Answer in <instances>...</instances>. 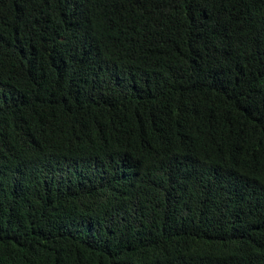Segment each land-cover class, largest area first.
Returning <instances> with one entry per match:
<instances>
[{
	"label": "trees",
	"instance_id": "obj_1",
	"mask_svg": "<svg viewBox=\"0 0 264 264\" xmlns=\"http://www.w3.org/2000/svg\"><path fill=\"white\" fill-rule=\"evenodd\" d=\"M0 264H264V0H0Z\"/></svg>",
	"mask_w": 264,
	"mask_h": 264
}]
</instances>
